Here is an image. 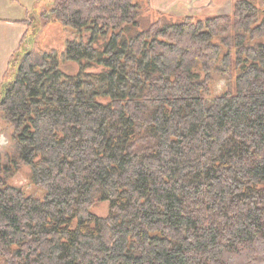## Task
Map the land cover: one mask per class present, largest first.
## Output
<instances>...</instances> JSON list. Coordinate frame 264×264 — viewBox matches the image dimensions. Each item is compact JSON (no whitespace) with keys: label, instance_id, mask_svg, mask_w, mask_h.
Listing matches in <instances>:
<instances>
[{"label":"trees","instance_id":"1","mask_svg":"<svg viewBox=\"0 0 264 264\" xmlns=\"http://www.w3.org/2000/svg\"><path fill=\"white\" fill-rule=\"evenodd\" d=\"M144 3L43 13L90 33L63 56L100 73L65 75L29 28L11 56L0 110L45 195L0 190L4 264H264V0L145 28ZM214 70L235 85L209 99Z\"/></svg>","mask_w":264,"mask_h":264},{"label":"rangeland","instance_id":"2","mask_svg":"<svg viewBox=\"0 0 264 264\" xmlns=\"http://www.w3.org/2000/svg\"><path fill=\"white\" fill-rule=\"evenodd\" d=\"M239 0H220L218 6L225 7L221 12L222 14H212L213 11H206L204 14L202 12L190 11L188 10H178L167 8H155L150 4L144 3L142 6V26L148 27L152 23L158 21L162 16L169 21H177L183 19L187 15H193L195 17V22L202 19H206L214 15H233L234 5ZM258 5H260L261 0H251ZM7 3V1H6ZM54 0H15L12 5L17 11L16 14L9 15V13L0 11V16L2 18H13L19 20H30L29 25V37L31 43L27 44V47L42 48L48 53H56V61L59 65L61 71L67 76H87L92 74H97L103 71V68L95 64H90L87 62L79 63L75 61L67 60L63 54L66 49L68 42H80L83 41L87 43L90 38V33L87 31L79 32L72 28H65L60 23L55 22L50 17L44 18L43 13L45 11L50 12L53 6ZM4 4V0L0 1V5ZM185 11V12H183ZM264 16H261L263 19ZM104 38L98 39L95 46L101 48L104 44ZM217 42H221L217 39ZM227 51L226 48L223 49V53ZM1 52V51H0ZM19 58V57H18ZM9 74L12 76L15 74V65L12 63L9 66ZM8 70V68H7ZM5 69V71L7 72ZM200 71V70H198ZM5 72V73H6ZM201 78L205 77V74L200 71ZM236 74L232 80L224 77L219 71H213L211 74V89L208 94L209 99L215 98L217 95L230 92L234 90V80ZM5 82V81H4ZM2 84L0 86L1 90ZM104 101V100H103ZM0 128L3 134L9 140L8 144L0 143V190L10 186L22 190L27 196H34L38 198H43L45 192L36 184L33 183L31 178V167L22 164L17 159L16 154V139L15 131L11 124L7 121L2 110H0ZM93 213L105 217L109 213V202L102 201L98 202L92 209ZM0 264H4V261L0 255Z\"/></svg>","mask_w":264,"mask_h":264},{"label":"crops","instance_id":"3","mask_svg":"<svg viewBox=\"0 0 264 264\" xmlns=\"http://www.w3.org/2000/svg\"><path fill=\"white\" fill-rule=\"evenodd\" d=\"M1 1V0H0ZM7 1V3H6ZM15 0H4L0 5V11L16 14L11 3ZM220 0H151V5L157 8L178 9L198 12L213 11L212 14H222L225 7L218 6ZM185 12V11H183ZM202 12V13H203ZM203 13V14H204ZM26 20L13 18H2L0 16V86L5 78V69L7 70L9 61L13 53L20 47L25 33L28 30Z\"/></svg>","mask_w":264,"mask_h":264},{"label":"flooded vegetation","instance_id":"4","mask_svg":"<svg viewBox=\"0 0 264 264\" xmlns=\"http://www.w3.org/2000/svg\"><path fill=\"white\" fill-rule=\"evenodd\" d=\"M4 143V144H8L9 143V140L7 139V137L3 134V132L1 131V128H0V143Z\"/></svg>","mask_w":264,"mask_h":264}]
</instances>
